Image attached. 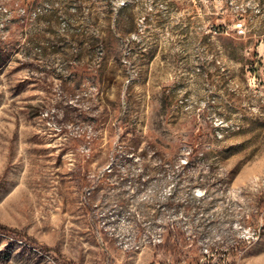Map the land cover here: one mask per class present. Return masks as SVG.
Instances as JSON below:
<instances>
[{
  "label": "rangeland",
  "instance_id": "rangeland-1",
  "mask_svg": "<svg viewBox=\"0 0 264 264\" xmlns=\"http://www.w3.org/2000/svg\"><path fill=\"white\" fill-rule=\"evenodd\" d=\"M0 264H264V0H0Z\"/></svg>",
  "mask_w": 264,
  "mask_h": 264
},
{
  "label": "built area",
  "instance_id": "built-area-1",
  "mask_svg": "<svg viewBox=\"0 0 264 264\" xmlns=\"http://www.w3.org/2000/svg\"><path fill=\"white\" fill-rule=\"evenodd\" d=\"M239 30H240V32L242 31V29H241V28H240Z\"/></svg>",
  "mask_w": 264,
  "mask_h": 264
}]
</instances>
